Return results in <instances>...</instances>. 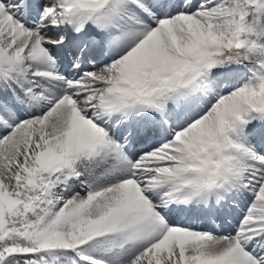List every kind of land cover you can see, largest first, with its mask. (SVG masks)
<instances>
[{
  "label": "snow or ice",
  "instance_id": "6c2138e0",
  "mask_svg": "<svg viewBox=\"0 0 264 264\" xmlns=\"http://www.w3.org/2000/svg\"><path fill=\"white\" fill-rule=\"evenodd\" d=\"M0 264H264V0H0Z\"/></svg>",
  "mask_w": 264,
  "mask_h": 264
}]
</instances>
